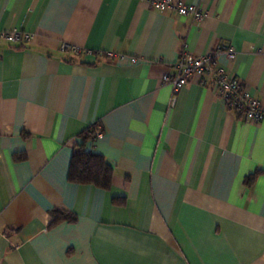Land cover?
Wrapping results in <instances>:
<instances>
[{
    "label": "crops",
    "instance_id": "crops-1",
    "mask_svg": "<svg viewBox=\"0 0 264 264\" xmlns=\"http://www.w3.org/2000/svg\"><path fill=\"white\" fill-rule=\"evenodd\" d=\"M185 1L206 17L0 0V31L30 35L0 40V264H264V123L200 76L174 102L163 80L182 52L229 44L218 66L264 104V0ZM96 124L85 149L112 166L110 189L69 179ZM55 210L77 220L52 225Z\"/></svg>",
    "mask_w": 264,
    "mask_h": 264
},
{
    "label": "built area",
    "instance_id": "built-area-1",
    "mask_svg": "<svg viewBox=\"0 0 264 264\" xmlns=\"http://www.w3.org/2000/svg\"><path fill=\"white\" fill-rule=\"evenodd\" d=\"M150 7L159 11L175 12L182 16L193 15L196 20L202 21L206 17L205 7L203 5L187 3L185 0H143ZM30 35L18 30L0 31V40L28 41ZM73 50L80 52L78 47ZM225 52L228 57L235 58L236 51L229 44L218 48L203 56H194L182 52L176 63L177 73L165 74L164 82L170 83L174 89L175 101L176 95L188 83L189 77L200 76L205 84L213 86L217 93L224 99L228 109L234 111L237 115L243 117L247 122L264 123V104L255 98L250 90L245 87L243 81L235 77L228 71L220 68L217 63L218 52ZM136 61V58H133ZM209 76V77H208ZM102 135L101 127L96 132V137Z\"/></svg>",
    "mask_w": 264,
    "mask_h": 264
},
{
    "label": "trees",
    "instance_id": "trees-1",
    "mask_svg": "<svg viewBox=\"0 0 264 264\" xmlns=\"http://www.w3.org/2000/svg\"><path fill=\"white\" fill-rule=\"evenodd\" d=\"M99 125H93L81 133L82 143L77 144L72 156L69 179L78 184H90L103 189H110L112 185L113 168L103 155L85 149V144L96 138ZM102 130V128H101ZM249 181V180H248ZM118 204L121 199H114ZM77 215L72 211L55 210L52 225L62 221L75 222Z\"/></svg>",
    "mask_w": 264,
    "mask_h": 264
}]
</instances>
